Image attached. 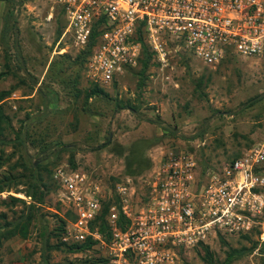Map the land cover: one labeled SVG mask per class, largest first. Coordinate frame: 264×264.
<instances>
[{"label": "rangeland", "instance_id": "rangeland-1", "mask_svg": "<svg viewBox=\"0 0 264 264\" xmlns=\"http://www.w3.org/2000/svg\"><path fill=\"white\" fill-rule=\"evenodd\" d=\"M7 8L15 35L3 30ZM65 24L56 0H0V91L9 92L10 121L0 136V177L13 175L0 192V264H101L95 248L76 252L59 244L56 228L66 208L51 177L58 164L88 173L106 192L129 180L140 197L153 166L170 152L193 151L203 179L264 142V52L231 55L212 68L172 46L163 67L148 47L135 67L100 85L85 75L90 54L84 63L74 61L80 49L62 36ZM94 86L109 96L86 99ZM33 185L41 188L26 196ZM22 214H31L28 235L4 237L5 224ZM257 239L255 231L217 233L181 250L176 264H257L259 243L251 250Z\"/></svg>", "mask_w": 264, "mask_h": 264}, {"label": "built area", "instance_id": "built-area-1", "mask_svg": "<svg viewBox=\"0 0 264 264\" xmlns=\"http://www.w3.org/2000/svg\"><path fill=\"white\" fill-rule=\"evenodd\" d=\"M56 1L66 14L62 36L78 49L95 29L85 75L100 85L139 63L142 42L163 67L172 46L189 50L212 68L228 55L264 52V0ZM206 173L203 179L198 176L193 151L170 152L153 166L137 197L129 180L106 192L88 173L58 164L51 177L70 215L60 240L90 239L107 264H176L181 250L217 233L255 231L259 245L264 243V142ZM105 202L103 233L94 224Z\"/></svg>", "mask_w": 264, "mask_h": 264}, {"label": "trees", "instance_id": "trees-1", "mask_svg": "<svg viewBox=\"0 0 264 264\" xmlns=\"http://www.w3.org/2000/svg\"><path fill=\"white\" fill-rule=\"evenodd\" d=\"M5 1L7 2L8 0H5ZM12 15H13L12 9L11 8H7L6 11L4 12V16H3V21H4L3 30L6 33L12 31L13 35H15V32L18 30V28L16 26V22L13 19ZM95 34H96V31L94 29L88 44L83 49L79 50L78 54L74 58V61H76V62L78 61L79 64H81V61L83 63L85 62L84 59H86L87 55L91 54L92 46L95 43L94 42V35ZM13 37H14V40H15L16 39L15 36H13ZM15 42H17V40H15ZM147 50H148L147 44L145 42H142V44H141V57H140L139 61H141V59H142V52H144V51L147 52ZM148 54H150V52ZM229 56H231V55H228L227 58ZM62 57L66 58V59H69L70 56L68 54H63ZM53 63H55V62H51L52 66H53ZM142 63L144 64V68L147 67V61L144 60ZM2 75H3V72H0V77ZM8 94H9L8 91H0V99L2 100L4 98H6V96H8ZM95 95H101L103 97H108L109 96L107 92H105L104 90H102L98 86L91 87L85 92V98L86 99H88L90 97H93ZM251 100H253V98ZM9 122H10L9 121V116L5 113L4 101H2L0 103V136L4 135L5 130L10 126ZM16 139H18V136L16 137ZM72 166H74V165H72ZM128 173H130V172H128ZM12 177H13V175L11 173L10 174L8 173V175L3 174L0 177V192L3 191L4 187L9 184V182H10ZM39 188H41V187L33 185L32 186V191L26 192V196L34 197L36 195L37 191H38L36 189H39ZM10 199H11L12 202L22 201L20 198H17V197H14V196H10ZM108 206H109V202H105L103 204V208H102L101 214L98 216L97 222H95V224H94L103 233H106L105 215L107 213ZM69 216L70 215L67 213L65 217L59 219L60 225H59L58 228H56V231H57L56 234L58 236L59 244L63 245V246H66L68 249H70L72 251H76V252H82V251H86V250H91L92 247H93L92 246L93 242L90 239H88V240H86L85 242H82V243H72V244H67V243H64V242H62L60 240L61 233L64 230L65 224H66L67 219L69 218ZM18 219L19 220H17L14 223L7 222L5 224L7 226L9 225L10 227H9L8 230H6V235L3 234L4 237L7 238L8 236L18 235V236H20L22 238H25L28 235L29 225H30V223L32 221L31 220V214H22ZM119 222L121 224L124 222L122 215H120V217H119ZM3 233H5V232H3ZM258 243L259 242H258V239H257V241L252 246L251 250L255 249L257 247ZM205 248H207V246H205ZM258 250L262 251V252H260L261 255H260V258H259V263L260 264H264V256H263L264 243H262L260 245V248ZM206 252L209 253V250L207 249ZM99 261L101 262V264H107V259L106 258H100ZM87 263L98 264L94 260H85V262L83 264H87Z\"/></svg>", "mask_w": 264, "mask_h": 264}, {"label": "crops", "instance_id": "crops-1", "mask_svg": "<svg viewBox=\"0 0 264 264\" xmlns=\"http://www.w3.org/2000/svg\"><path fill=\"white\" fill-rule=\"evenodd\" d=\"M5 99H6V98H4L3 101H5ZM93 249H94V248L92 247V250H93ZM101 255H102V254H101ZM83 263H84V262H83ZM83 263H81V264H83ZM87 264H91V263H87Z\"/></svg>", "mask_w": 264, "mask_h": 264}]
</instances>
